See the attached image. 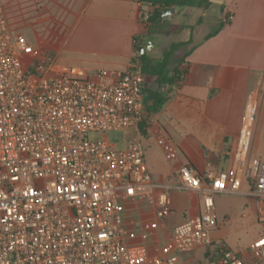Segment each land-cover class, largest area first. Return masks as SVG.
Masks as SVG:
<instances>
[{
    "label": "built area",
    "instance_id": "built-area-1",
    "mask_svg": "<svg viewBox=\"0 0 264 264\" xmlns=\"http://www.w3.org/2000/svg\"><path fill=\"white\" fill-rule=\"evenodd\" d=\"M151 11L142 12L147 27ZM184 80L181 73L175 87ZM143 84L135 63L88 75L35 52L0 0V264H182V255L213 245L215 197L239 192L245 178L264 220V162L251 156L259 109L252 94L234 166L213 170L208 162L204 175L180 171L181 189L201 195L202 212L177 225L159 254L129 241L135 231L126 226V203L155 189L134 134L145 120ZM111 132L130 133L124 148L109 140ZM172 212L170 193L160 189L156 217ZM212 264H264V234L248 251L223 245Z\"/></svg>",
    "mask_w": 264,
    "mask_h": 264
},
{
    "label": "crops",
    "instance_id": "crops-1",
    "mask_svg": "<svg viewBox=\"0 0 264 264\" xmlns=\"http://www.w3.org/2000/svg\"><path fill=\"white\" fill-rule=\"evenodd\" d=\"M1 1L15 33L25 36L35 52L52 53L57 64L81 69L88 75L99 70L129 69L137 56L138 36L143 37L140 44L153 60L154 71L161 69L164 54L174 45H191L164 71L170 79L176 69L183 71L182 86L175 87L174 82L167 90L155 91L156 83H168L159 81L156 75L144 79V129L140 126L134 134L144 145L155 189L126 203V226L135 231L130 242L145 244L159 254L177 225L202 212L201 195L181 189L180 171L187 167L204 175L208 162L213 170L226 171L234 166L241 118L252 94L258 96L259 109L251 156L264 162V0H225V13L232 14L233 20L210 38L221 16L191 7H176L174 15L145 38L149 28L142 12L149 6L140 0ZM164 42L169 44L164 47ZM137 63L141 69L142 64ZM149 90L168 92V101L156 112L152 111ZM129 134L123 132L113 143L124 148ZM160 189L167 190L173 201L172 214L163 220L155 215ZM249 191L245 178L239 192L216 195L218 225L212 232L213 245L182 255V264H212L220 247L230 248L228 215L259 216ZM231 197L234 203L227 202ZM259 223L263 235L264 222Z\"/></svg>",
    "mask_w": 264,
    "mask_h": 264
},
{
    "label": "trees",
    "instance_id": "trees-1",
    "mask_svg": "<svg viewBox=\"0 0 264 264\" xmlns=\"http://www.w3.org/2000/svg\"><path fill=\"white\" fill-rule=\"evenodd\" d=\"M144 5H148L149 7L152 8L151 15L149 18V33L148 35L145 36L148 37L150 34L154 32L155 29L160 28L161 24L164 23V21L161 23L160 20L162 19V16L164 13H166L168 10L172 8H185V7H191L195 9H200L203 12H206L212 3L210 0H140ZM229 15L225 13V6H222V13L220 17V24L217 30H215L213 33H211L207 38H210L211 36L218 34L222 28H224L226 25L224 19L227 18ZM230 24V23H229ZM143 37L138 36L135 38L136 46V54L137 56L133 59V63L138 64L137 61H140L142 64L141 66V76L143 80L146 78L145 76L149 75H156L158 76V80L164 83H168L172 85L174 82L178 80V76L183 73V71H179L176 69L174 71V77L172 79L168 78L165 74L164 71L167 69L168 64L170 62V58L172 53L176 48L181 47L183 44H177L174 45L171 49V52H167L164 54L162 60H161V65L159 66L158 71L157 70H152V66L154 65V62L152 59H149V57L146 54L142 53V50L144 49V45L140 44L142 41ZM35 64H37V61H35ZM150 95H151V100L153 101V107L152 111L156 112L159 110L169 99L168 95L165 93L168 92H154L149 90ZM141 129H144V126L141 124ZM145 131L143 130V133Z\"/></svg>",
    "mask_w": 264,
    "mask_h": 264
},
{
    "label": "rangeland",
    "instance_id": "rangeland-1",
    "mask_svg": "<svg viewBox=\"0 0 264 264\" xmlns=\"http://www.w3.org/2000/svg\"><path fill=\"white\" fill-rule=\"evenodd\" d=\"M25 37V36H24ZM26 38V37H25ZM165 44V46H164ZM169 44V43H168ZM166 42L163 43V46L166 47L168 45ZM191 48L190 46H182L179 48H176L174 52L171 55L170 62H177L178 59L183 57L186 52L189 51ZM46 55L51 54L50 56L54 57L52 53H45ZM123 132H111L108 133L107 136L110 141L112 142H118V138L122 137ZM104 137V135L101 134H92L91 138H99ZM234 197H231L227 200L228 203H234ZM244 214V213H243ZM242 214L239 213L236 217H233V215H228L230 218V223L228 224V232L230 233V243L229 247L233 249L234 251H242L249 249L252 244L255 242V240L258 238L259 235L262 234V229L259 226L260 221L264 222L263 219L259 218V216L252 215L251 217H245L241 218ZM210 257V255H208Z\"/></svg>",
    "mask_w": 264,
    "mask_h": 264
},
{
    "label": "water",
    "instance_id": "water-1",
    "mask_svg": "<svg viewBox=\"0 0 264 264\" xmlns=\"http://www.w3.org/2000/svg\"><path fill=\"white\" fill-rule=\"evenodd\" d=\"M210 2L212 3V5L206 11L207 14H211L213 16L220 17L221 13H222V6H223L225 0H210ZM175 10H176L175 8H172V9L168 10L166 13H164L160 22H162L164 19L168 18L169 16L174 15ZM145 52H146V49H143L142 53L144 54ZM155 85H156V88L154 89L155 91H158L159 88H161L163 90H167L170 87L169 84L156 83ZM144 86H147V85H144Z\"/></svg>",
    "mask_w": 264,
    "mask_h": 264
}]
</instances>
